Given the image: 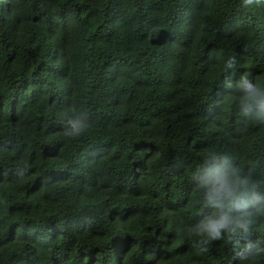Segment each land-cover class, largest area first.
<instances>
[{
    "label": "trees",
    "instance_id": "1",
    "mask_svg": "<svg viewBox=\"0 0 264 264\" xmlns=\"http://www.w3.org/2000/svg\"><path fill=\"white\" fill-rule=\"evenodd\" d=\"M244 75L264 90V0H0V264H264L236 256L264 247ZM217 173L251 224L208 242Z\"/></svg>",
    "mask_w": 264,
    "mask_h": 264
},
{
    "label": "clouds",
    "instance_id": "2",
    "mask_svg": "<svg viewBox=\"0 0 264 264\" xmlns=\"http://www.w3.org/2000/svg\"><path fill=\"white\" fill-rule=\"evenodd\" d=\"M253 0H245L246 4H251ZM259 2V0H257ZM231 66V65H229ZM240 86L247 93L243 103L247 105L246 112H250L252 107H258L264 109V90H261L256 85H254L251 79L244 75L241 78ZM71 130L67 133L70 136H79L84 131H86L90 125L86 124L82 120L71 121ZM227 162V160H225ZM235 176V174H233ZM242 182L238 176L233 178L227 174H219L211 176L204 187L208 188L207 200L209 202L213 200H226L227 205L220 204L218 207L223 209L227 206L228 211L222 213H214L207 217L199 226V235L206 236L208 242L217 241L222 239L223 233L227 232L229 234L236 233L239 229H244L248 231L251 224V220L248 217L251 213H246L244 216L233 217L232 209L238 208L240 206L242 194L239 191V185ZM243 183H246L244 181ZM259 199V197H257ZM255 202V201H254ZM253 202V203H254ZM249 204H244V207H249ZM258 212H264V205H261L257 209ZM202 251H207V249H202ZM264 255V247H260L259 244H247L241 252L236 253V256L241 261L254 260L256 257Z\"/></svg>",
    "mask_w": 264,
    "mask_h": 264
}]
</instances>
